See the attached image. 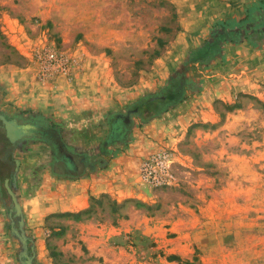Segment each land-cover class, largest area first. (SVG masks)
<instances>
[{
    "label": "rangeland",
    "instance_id": "rangeland-1",
    "mask_svg": "<svg viewBox=\"0 0 264 264\" xmlns=\"http://www.w3.org/2000/svg\"><path fill=\"white\" fill-rule=\"evenodd\" d=\"M256 1L0 0V264H20L19 221L42 264H264V46L225 43L189 67L198 91L103 150L112 114ZM14 119L55 127L85 171L64 175L43 140L10 144ZM158 154L167 184L143 175Z\"/></svg>",
    "mask_w": 264,
    "mask_h": 264
},
{
    "label": "trees",
    "instance_id": "trees-1",
    "mask_svg": "<svg viewBox=\"0 0 264 264\" xmlns=\"http://www.w3.org/2000/svg\"><path fill=\"white\" fill-rule=\"evenodd\" d=\"M227 42L234 44L247 42L255 48L264 46V0H257L254 4L249 6L245 10L243 16L237 21L215 23L207 38L199 45L188 50L181 66L174 71L161 89L152 93H147L138 98L129 106L125 114H112L109 118L111 128V120L117 115L130 118L131 125L127 130L126 136L120 140L108 142L107 139L111 131L109 132L104 141L106 147H103V150L105 154L109 153V151H107L109 145L123 143L127 139L128 133L133 126V117H137L141 123H146L158 117L169 108L182 102L187 91H198L200 82L189 77V67L195 64L208 65L214 59L221 58L223 56V46ZM53 128L57 131L55 127ZM62 142L67 146L63 140ZM68 176L73 178L79 177L72 175ZM63 215H73L77 217L79 212H64ZM19 218L21 217L19 216ZM22 225V221H19L17 223V227L19 228L18 232H15L19 235V239L23 245V250L18 253L20 264H42L36 260L34 241L24 232Z\"/></svg>",
    "mask_w": 264,
    "mask_h": 264
},
{
    "label": "water",
    "instance_id": "water-1",
    "mask_svg": "<svg viewBox=\"0 0 264 264\" xmlns=\"http://www.w3.org/2000/svg\"><path fill=\"white\" fill-rule=\"evenodd\" d=\"M0 118L2 120L4 119L3 116H0ZM111 125V132L107 139L108 142L120 140L121 138H123L130 126V120L127 117L117 115L112 118ZM4 126L7 131V136L12 142L24 135L42 137L45 141H47L49 145L53 147L56 160H64L73 174H78V172H80V170L78 169L80 166V160L78 159L77 154H73L67 150L55 130L38 128L34 127L33 125H17V123L13 120H6L4 122ZM5 187L7 188L8 193L12 196L16 214H20V207L16 203L12 191L7 185V182H5Z\"/></svg>",
    "mask_w": 264,
    "mask_h": 264
},
{
    "label": "flooded vegetation",
    "instance_id": "flooded-vegetation-1",
    "mask_svg": "<svg viewBox=\"0 0 264 264\" xmlns=\"http://www.w3.org/2000/svg\"><path fill=\"white\" fill-rule=\"evenodd\" d=\"M133 117V116H132ZM131 117V118H132ZM129 120H130V118H128ZM13 121H15L16 123H17V125H33L34 127H38V128H47V129H52V130H55L53 127H50V126H45V125H43L40 121H38L37 119H31L30 121H27V122H25V123H23V122H20V120H13ZM130 122H131V120H130ZM130 125H131V123H130ZM130 127V126H129ZM4 131H5V134H6V136H7V131H6V128H5V126H4ZM56 131V130H55ZM110 131H111V127H110ZM57 132V134H58V136L60 137V135H59V133H58V131H56ZM127 133V132H126ZM125 136H126V134H125ZM124 136V137H125ZM123 137V138H124ZM26 138H32V139H39V140H43V141H45L42 137H40V136H33V135H24V136H22V137H20V138H17L16 140H14L13 142L12 141H10V139L8 138V136H7V140L9 141V143L10 144H14V143H18L19 141H21V140H23V139H26ZM122 139V138H121ZM60 140L62 141V138H60ZM45 142H47V141H45ZM63 143V142H62ZM51 146V145H50ZM65 146V145H64ZM110 146V145H109ZM108 146V147H109ZM66 147V146H65ZM107 147V148H108ZM51 148H52V150H53V147L51 146ZM67 148V147H66ZM67 150L69 151V152H71V153H73V154H76V153H74L73 151H71L69 148H67ZM77 156H78V159L80 160V166H79V170H80V172H78V174H73V172H71L70 171V169L68 168V165H67V163L64 161V160H56L55 159V155H54V151H53V158H54V161H55V163H57V165L58 166H60L61 167V170H62V172H63V174L64 175H72V176H80L82 173H83V171H85V169H86V167H87V164H88V161H87V156L86 155H84V154H77Z\"/></svg>",
    "mask_w": 264,
    "mask_h": 264
},
{
    "label": "built area",
    "instance_id": "built-area-1",
    "mask_svg": "<svg viewBox=\"0 0 264 264\" xmlns=\"http://www.w3.org/2000/svg\"><path fill=\"white\" fill-rule=\"evenodd\" d=\"M50 56L53 57V54H50ZM169 165V158L163 154H158V157H155V162L153 164H148L143 168V175L148 180H151L152 183L167 184L169 181Z\"/></svg>",
    "mask_w": 264,
    "mask_h": 264
},
{
    "label": "crops",
    "instance_id": "crops-1",
    "mask_svg": "<svg viewBox=\"0 0 264 264\" xmlns=\"http://www.w3.org/2000/svg\"><path fill=\"white\" fill-rule=\"evenodd\" d=\"M83 205H84V203L81 204L80 201L73 198V199H71L69 204L63 205V207L61 206V208L63 210H65V209L74 210V209H77L78 207H82ZM49 208H52V207H49Z\"/></svg>",
    "mask_w": 264,
    "mask_h": 264
}]
</instances>
